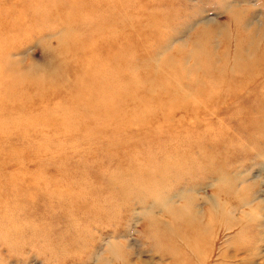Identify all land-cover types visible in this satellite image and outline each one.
<instances>
[{"label": "rangeland", "instance_id": "rangeland-1", "mask_svg": "<svg viewBox=\"0 0 264 264\" xmlns=\"http://www.w3.org/2000/svg\"><path fill=\"white\" fill-rule=\"evenodd\" d=\"M0 264H264V0H0Z\"/></svg>", "mask_w": 264, "mask_h": 264}]
</instances>
